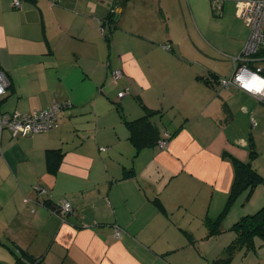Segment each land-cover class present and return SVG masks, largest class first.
<instances>
[{"label": "crops", "instance_id": "0c3cea01", "mask_svg": "<svg viewBox=\"0 0 264 264\" xmlns=\"http://www.w3.org/2000/svg\"><path fill=\"white\" fill-rule=\"evenodd\" d=\"M218 1L224 8L228 0ZM176 12L166 0H22L20 8L0 0V68L9 83L0 113L72 104L46 132H1L0 190L15 208L7 211L0 196V264L8 256L14 264H211L222 256L232 224L251 212L243 203V214L228 219L232 206L213 236L206 220L226 202L233 156L247 161L251 141L257 146L237 114L253 125L264 102L218 84L237 54L219 52ZM118 32L124 43L115 42ZM113 67L123 72L116 81ZM124 87L129 94L112 100ZM118 103L130 120L150 112L159 134L169 133L166 146L136 148ZM47 149L62 150L55 171L46 169ZM46 200H67L73 210L60 218ZM229 264H264V242L255 239Z\"/></svg>", "mask_w": 264, "mask_h": 264}, {"label": "built area", "instance_id": "2783aa9c", "mask_svg": "<svg viewBox=\"0 0 264 264\" xmlns=\"http://www.w3.org/2000/svg\"><path fill=\"white\" fill-rule=\"evenodd\" d=\"M22 0H13L15 8L21 7ZM235 14L241 18L248 28V36L240 53L233 60V70L229 76L219 77L218 84L222 87L230 85L246 92L259 101L264 102V0H233ZM123 72L120 68L110 70L113 81L120 79ZM8 79L0 68V98L8 88ZM129 88L124 87L117 92L118 99L129 94ZM70 101H52L46 107L29 112L11 111L0 113V136L7 129L12 137L33 135L46 132L58 126V116L66 108L71 107ZM255 125V121L252 123ZM169 133L162 131L157 146L164 148ZM73 210L69 201L63 200L58 204L54 213L63 218ZM114 236L120 235L118 226L113 228Z\"/></svg>", "mask_w": 264, "mask_h": 264}, {"label": "rangeland", "instance_id": "374dc122", "mask_svg": "<svg viewBox=\"0 0 264 264\" xmlns=\"http://www.w3.org/2000/svg\"><path fill=\"white\" fill-rule=\"evenodd\" d=\"M166 1L174 3V11H177L176 13L181 14L180 16L181 21L183 20L184 22H187L188 27H190L189 25L196 26L204 35L206 34L209 38H211L210 39L211 44L214 45L215 48H218V50H220L221 48H224L223 50H220L219 52H224L227 47H230V50H234L235 52L234 54L238 55L240 53L239 51L242 50L241 48H243L245 41H242L241 45L238 44L237 42L238 37L241 35L242 32L244 35L247 36L248 28L246 24L244 23V21L238 16H236L235 5H234L233 0L226 1L225 7H227V10H225V7L220 8L221 2H219L218 0H166ZM91 5L94 6V4H91ZM92 12L95 14V8L93 9ZM96 21H97L96 19L93 20L95 26L98 25ZM100 24H101L100 26H101L103 36H104V33H106V35H109V30L112 26V22L110 20L105 19ZM146 33L149 34L150 32H146ZM234 34H237V37H234ZM103 36H102V42L104 45ZM109 36L106 37V40H110ZM124 37H125L124 34L119 33L118 37L115 38V42L118 44L124 43V40H125ZM197 41L201 43V40L198 39ZM168 48L169 46H167V49ZM116 50H118L117 44H116ZM208 52H210V50H208ZM214 56H219V59H222V60L225 59L224 56L220 55V53H216ZM113 69H115V67H113ZM173 79L175 80L176 77H174ZM116 97H117V94H114V93L111 94V98L115 102L119 100ZM258 105H259V108H257V111L254 112L253 114L255 125H251L250 122L249 124L244 122V120L241 119V112L237 114V117L239 118L238 120L239 122H243L245 126H247L246 128L247 132H250L252 136H254L256 139V145H257L256 151L259 153L257 163L259 167L255 164H253V167L259 173H261V175L264 177V104L258 102ZM163 122L165 121L163 120ZM2 192L3 191L0 190V196L6 197L2 195H7V194H1ZM246 194L247 192L242 194L239 199H236L237 201L235 200L233 202V204L234 203L235 204L234 205L232 204L230 206V207L234 206V208L232 209L230 208L231 216L228 219H230L233 216V213L235 210L237 212H236L235 217L233 216L234 218H238V216H240L239 214H243V213H240L241 212L240 209L241 207H243L242 205L243 203L244 204L246 203L244 205L246 206V209H244L242 212L246 211L247 213L251 212L249 214H252L257 209H259L264 204V183L259 184L255 188L249 200H246L245 202ZM11 201L12 200H10L7 196L6 202L4 203V206L7 207L6 208L7 211L10 210V208H15V206H12ZM257 206L259 207L257 208ZM219 213H220V210L216 213L215 217L219 215ZM236 259L238 260V258ZM6 261H8L10 264H14V259L12 257L8 256Z\"/></svg>", "mask_w": 264, "mask_h": 264}, {"label": "trees", "instance_id": "16d2710c", "mask_svg": "<svg viewBox=\"0 0 264 264\" xmlns=\"http://www.w3.org/2000/svg\"><path fill=\"white\" fill-rule=\"evenodd\" d=\"M115 107L120 111L123 121L128 128L129 138L133 141L136 148L146 145H157L160 134L150 120V112L130 120L123 115L119 103L115 104ZM254 154H256V148L251 141L249 160L242 161L233 156V180L230 190L219 215L214 219L206 220L208 236L217 235L221 232L219 228L220 223L227 216L231 208L230 206L237 198L247 192L245 201L249 200L255 188L259 184L264 183V177L253 167L250 161V158L255 156ZM62 156L61 149H47L45 151L46 169L48 171H55ZM45 205L49 208L57 209L58 204H54L51 200H46ZM231 230L235 234L234 238L224 247L222 256L211 261V264H229L237 251L242 249L254 250L255 239L260 238L264 242V204L254 213L239 217L232 224ZM39 260L31 259V264H36ZM16 261L20 262V259L17 258Z\"/></svg>", "mask_w": 264, "mask_h": 264}]
</instances>
